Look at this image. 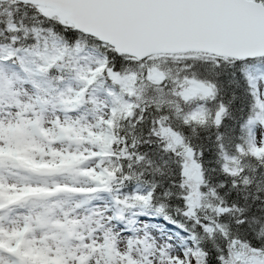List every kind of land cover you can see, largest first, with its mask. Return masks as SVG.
I'll return each mask as SVG.
<instances>
[{"label":"snow or ice","instance_id":"6c2138e0","mask_svg":"<svg viewBox=\"0 0 264 264\" xmlns=\"http://www.w3.org/2000/svg\"><path fill=\"white\" fill-rule=\"evenodd\" d=\"M0 264H264V0H0Z\"/></svg>","mask_w":264,"mask_h":264}]
</instances>
